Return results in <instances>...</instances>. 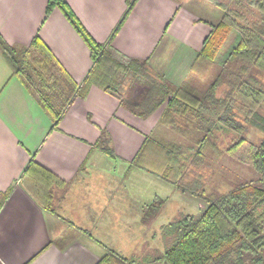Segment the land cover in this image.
<instances>
[{"label": "trees", "instance_id": "1", "mask_svg": "<svg viewBox=\"0 0 264 264\" xmlns=\"http://www.w3.org/2000/svg\"><path fill=\"white\" fill-rule=\"evenodd\" d=\"M172 1L179 10L186 7L197 13L191 6L206 3L221 12L218 22L197 13L210 26V33L179 85L156 72L149 59L127 57L112 46L139 0H126V10L106 43L91 37L66 0H48L45 19L60 9L90 48L92 67L82 83L72 79L39 34L29 45L9 44L0 34V49L13 76L52 119L53 129L78 99H85L92 87H98L140 119L164 109L158 127L172 130L189 143L163 139L155 130L145 137L130 168L200 198L205 205L203 214L196 217L180 212L162 226L161 252L151 250L144 257L127 258L108 249L101 263L264 264V138L259 143L246 138L253 128L264 134V114L260 112L264 82L255 73L256 69L264 72V0ZM232 33L239 42L221 57ZM215 68L217 73L207 88L195 82ZM92 148L117 159L105 129ZM225 156L249 164L260 177L237 180L226 192L217 189L216 165ZM20 186L45 212L54 213L57 192L66 189L68 182L31 159ZM211 186L214 188L208 190ZM13 189L11 186L0 195V209ZM166 204L157 199L145 205L143 224L157 219Z\"/></svg>", "mask_w": 264, "mask_h": 264}, {"label": "crops", "instance_id": "2", "mask_svg": "<svg viewBox=\"0 0 264 264\" xmlns=\"http://www.w3.org/2000/svg\"><path fill=\"white\" fill-rule=\"evenodd\" d=\"M66 1L97 43L108 41L127 7L126 0ZM47 3L0 0V34L21 45L39 34L72 79L82 83L92 67L90 48L60 9L45 19ZM209 33L210 26L189 8L179 10L172 0H139L112 46L127 57L149 59L156 72L179 85ZM163 112L140 119L92 87L53 129L0 49V195L14 186L0 209V264H106L101 260L108 249L123 256L117 236L127 239L126 229L146 226L143 208L162 199L132 185L131 178L141 173L130 162ZM103 129L111 136L115 160L128 164L121 174L100 171L109 157L92 145ZM31 159L68 182L57 192L54 213L45 212L20 186ZM143 240L134 251L147 244Z\"/></svg>", "mask_w": 264, "mask_h": 264}, {"label": "rangeland", "instance_id": "3", "mask_svg": "<svg viewBox=\"0 0 264 264\" xmlns=\"http://www.w3.org/2000/svg\"><path fill=\"white\" fill-rule=\"evenodd\" d=\"M191 7H194V9L197 10V13L202 17L207 19L209 18L208 20L212 19L213 22H218L221 16L220 11L206 3L202 4L201 6L193 4ZM230 37L231 39L226 42L222 49L221 57L224 56L233 45L235 46L239 42V38L236 33H232ZM218 64L220 65V63ZM216 73L217 69L215 68L206 78H198L199 81L196 80L195 82L200 83L199 85L202 88H207L214 79ZM255 73L264 82V72L256 69ZM260 112L264 114V104L261 106ZM155 130L156 134H158V136L163 139L171 140L179 144L187 142L186 139L180 137L178 134L168 128H164L162 126L158 127L157 125ZM246 138L249 142L259 143L261 139L264 138V134L253 128L252 131L246 135ZM186 144L189 146V143ZM244 148L245 146H242V153L245 151ZM105 166L106 167L104 168L101 166L100 171H104L108 168L110 171L115 170L116 173L121 174L123 171L128 169L127 163H123L120 160L116 161L115 159L111 158H106ZM136 169L138 171L136 173H141V176H137L136 178L135 174V176L130 180L132 185L142 186V192H147L148 197H150L152 193H158L162 199L167 201V204L163 213L151 224L144 227L140 226L139 228H136V225L134 224V228L126 229L125 231L128 237L127 239L125 237L120 238L117 236L116 240L119 241V243L116 244L119 246L121 254L127 258H132L133 256L144 257L148 254V251L151 250L161 252L162 245L160 233L162 226L168 224L180 212H184L185 214H193L196 217H200L204 212L205 206L200 198L194 197L190 194H184L165 182H163L165 186L161 185L160 183L157 184L153 175H150L141 169ZM216 173L217 176L214 186L223 192L229 191L237 180H256L260 177V174L249 164L242 161L240 162L238 159L236 160V158L234 159L230 156H225L217 162ZM214 186L209 187L208 190L213 189ZM143 239L147 241V244L145 245L142 243L140 247H138V250L134 251L135 245L140 243L141 240L144 241Z\"/></svg>", "mask_w": 264, "mask_h": 264}]
</instances>
